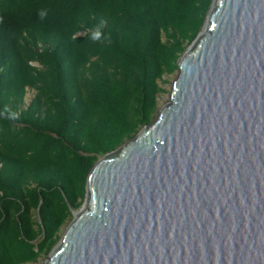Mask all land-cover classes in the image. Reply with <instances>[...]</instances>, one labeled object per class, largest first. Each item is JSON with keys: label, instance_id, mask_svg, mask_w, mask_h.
<instances>
[{"label": "water", "instance_id": "1", "mask_svg": "<svg viewBox=\"0 0 264 264\" xmlns=\"http://www.w3.org/2000/svg\"><path fill=\"white\" fill-rule=\"evenodd\" d=\"M42 264H264V0H211L168 101L98 155Z\"/></svg>", "mask_w": 264, "mask_h": 264}, {"label": "trees", "instance_id": "2", "mask_svg": "<svg viewBox=\"0 0 264 264\" xmlns=\"http://www.w3.org/2000/svg\"><path fill=\"white\" fill-rule=\"evenodd\" d=\"M210 2L0 0V264L49 252L98 155L154 118Z\"/></svg>", "mask_w": 264, "mask_h": 264}, {"label": "rangeland", "instance_id": "3", "mask_svg": "<svg viewBox=\"0 0 264 264\" xmlns=\"http://www.w3.org/2000/svg\"><path fill=\"white\" fill-rule=\"evenodd\" d=\"M177 70H175L172 73H168V74H163L162 78L159 79V83L160 85L164 88L162 91H160L157 95V109H156V113L157 110L159 109V107L162 106V104H164L165 102L168 101L169 98V92H170V87H171V82L174 79L175 75H176ZM35 90L31 87H27V91L25 93V99L26 101H28L30 99V97L34 94ZM156 115V114H155ZM155 117V116H154ZM71 216L69 217V219L66 220V222L61 226L60 229V234L63 231L65 225L67 224V222L70 220ZM59 234V236H60ZM48 257V253L46 254H41L38 256V258L35 261H29V262H24L21 264H42L45 259Z\"/></svg>", "mask_w": 264, "mask_h": 264}, {"label": "clouds", "instance_id": "4", "mask_svg": "<svg viewBox=\"0 0 264 264\" xmlns=\"http://www.w3.org/2000/svg\"><path fill=\"white\" fill-rule=\"evenodd\" d=\"M39 15H40V18L43 19V18L47 15L46 10H42V11L39 13ZM102 35H104V33H103V31H102V23H101L100 25H97V26L94 28V30L92 31V33H91V39H92V40H99V39L102 37ZM6 111H7V109H6ZM10 118L13 119V120H15V119L18 118V114H16V113H11V114H10Z\"/></svg>", "mask_w": 264, "mask_h": 264}]
</instances>
